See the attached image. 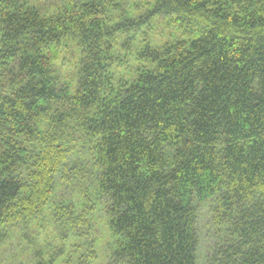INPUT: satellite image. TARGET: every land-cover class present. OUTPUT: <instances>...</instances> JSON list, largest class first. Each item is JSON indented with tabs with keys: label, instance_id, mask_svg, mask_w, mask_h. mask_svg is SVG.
<instances>
[{
	"label": "trees",
	"instance_id": "obj_1",
	"mask_svg": "<svg viewBox=\"0 0 264 264\" xmlns=\"http://www.w3.org/2000/svg\"><path fill=\"white\" fill-rule=\"evenodd\" d=\"M202 209L205 264H264V0H0V223L198 264Z\"/></svg>",
	"mask_w": 264,
	"mask_h": 264
},
{
	"label": "rangeland",
	"instance_id": "obj_2",
	"mask_svg": "<svg viewBox=\"0 0 264 264\" xmlns=\"http://www.w3.org/2000/svg\"><path fill=\"white\" fill-rule=\"evenodd\" d=\"M160 24L158 25L157 33L158 38H162L160 35L163 30H160ZM140 34L138 37V43L141 45V39L147 34ZM151 37V34H148ZM155 36L152 35L153 39ZM145 38V37H144ZM163 39L156 40L155 43L160 44ZM129 64V63H128ZM133 66V65H132ZM124 72L127 75L126 68H118L117 71ZM199 223L201 231V242L198 252V264H205L203 261V256L205 255L206 245L208 244L209 239H207L206 234V225L208 224V216L206 212L202 209L199 214ZM94 223L95 229V242L92 244V248L88 251V255H83L80 253V249H77L76 261L77 259L82 260L80 262L84 264H108V256L110 253L111 245V236L106 230V225L104 220L96 218ZM52 223L47 219L31 220L27 222H21L16 224H1L0 223V264H38L45 263L48 264L50 255L55 249L63 248L64 251L68 250L69 247L73 248L75 243L71 239H68L66 242L61 238V231L57 233L53 231ZM54 229V228H53ZM204 236V237H203ZM82 241H77L79 245ZM10 252V254H8ZM93 255L91 256L90 253ZM12 255V256H10ZM6 257V260L3 259ZM64 255H61L56 258V264H64Z\"/></svg>",
	"mask_w": 264,
	"mask_h": 264
}]
</instances>
